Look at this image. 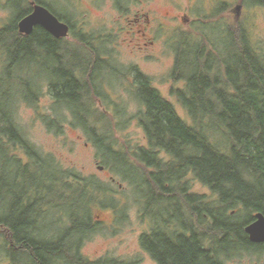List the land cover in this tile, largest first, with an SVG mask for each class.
Listing matches in <instances>:
<instances>
[{
    "label": "trees",
    "instance_id": "16d2710c",
    "mask_svg": "<svg viewBox=\"0 0 264 264\" xmlns=\"http://www.w3.org/2000/svg\"><path fill=\"white\" fill-rule=\"evenodd\" d=\"M11 1L10 21L0 28L5 61L0 73V231L8 234L4 232L8 239L3 247L11 260L22 251L27 264L83 263L79 242L96 229L93 208L118 204L96 177L64 169L53 157L42 155L16 123L17 98L33 102L39 94V86L31 88L27 70L43 58L53 61L46 69L56 110L69 112L72 126L101 152L104 167L127 176L135 191L147 192L133 198L143 204L142 216L151 220L140 242L157 264H222L221 255L257 248L245 228L257 212L264 213V56L249 35L227 30L231 43L222 36L209 39L213 50L183 36L174 80L184 81V86L173 87L171 94L190 122L149 76L136 71L134 92L141 106L135 119L146 143L126 152L117 145L119 125L108 116L113 113L97 106L105 97V66L97 64L107 63L99 38L75 36L95 62L66 68L72 53L65 48V38L54 37L40 25L22 34L18 22L32 11V1L46 5L73 30L69 19L46 0ZM185 45L188 51L196 50L194 62ZM14 83L26 87L29 96L18 95ZM47 122L61 133L59 117ZM191 176L213 196L193 192ZM239 207L244 211L238 212ZM6 209L8 214L3 213ZM53 210L58 224L66 222V232L49 238L37 227ZM243 214L247 217L240 222ZM75 235L77 242L67 243Z\"/></svg>",
    "mask_w": 264,
    "mask_h": 264
},
{
    "label": "rangeland",
    "instance_id": "374dc122",
    "mask_svg": "<svg viewBox=\"0 0 264 264\" xmlns=\"http://www.w3.org/2000/svg\"><path fill=\"white\" fill-rule=\"evenodd\" d=\"M46 1L60 16L68 18L73 26L70 36L64 39L65 48L72 53L67 55L66 68H86L93 61L75 36L82 34L87 39L99 38V49L107 63L97 64L98 68L105 66V81H101L105 97L97 100V106L113 113L108 116L111 119L115 117L113 123L119 125L117 145L126 152L134 151L137 146L146 143L144 131L135 119L141 106L134 92L136 71L149 76L153 85L172 100L181 116L190 122L187 111L171 94L173 87L184 86V81L177 84L174 80L178 47L183 36H189L194 42H204L208 49L213 50L215 46L211 41L221 36L226 37L229 33L227 30L239 29L249 35L251 43L264 56V3L256 0ZM241 4L242 8L234 11ZM11 9L8 0H0V28L9 23L14 11ZM140 11L150 16V21L145 26L134 22L136 13ZM165 14L169 16L166 17ZM180 15L189 18V23H186L187 20L183 21L182 17L176 18ZM140 29L146 32V37L139 33ZM226 38L231 43L232 38ZM184 48L185 52H190V61L194 62L196 50L188 51L187 45ZM4 65V56L0 51V73ZM50 65H53V61L43 58L36 65H31L30 71L27 70L31 88L39 86V94L35 100L31 95L33 102L20 96L17 98L15 121L42 155L53 157L64 169L74 170L83 176L96 177L110 189L111 196L118 201L115 208L102 205L93 208L96 229L79 242V255L83 260L81 264H157L140 242L141 235L151 229V220L142 216L143 204L133 198L147 192L135 191L127 176L116 172L112 166L104 167L101 152L95 145L87 142L81 129L72 126L69 112L66 109L56 110L55 100L48 87L47 78L51 73L46 67ZM14 86L18 95L23 93L29 96L26 87L17 83ZM7 100L5 98L6 105ZM56 117L62 120L61 133L49 127L47 122L48 119ZM115 120L117 121L114 122ZM130 159L134 160L132 156ZM3 163L0 153L1 168ZM102 166L104 168L100 169ZM191 180L193 192L207 197L213 196L208 187L194 181L192 176ZM54 211L41 219L37 227L49 238L54 234L59 237L66 232V222L58 224L56 221L59 216L57 218ZM239 211L244 210L239 207ZM7 212L8 209L3 213ZM246 217V214L240 216V222ZM4 232L5 236L8 235L5 230L0 231V264H27L22 251L15 254L12 262L3 247V241L8 239ZM77 238L76 235L71 236L67 243H76ZM256 263H264L263 249L237 250L232 254V259L227 261V264Z\"/></svg>",
    "mask_w": 264,
    "mask_h": 264
},
{
    "label": "water",
    "instance_id": "95a60500",
    "mask_svg": "<svg viewBox=\"0 0 264 264\" xmlns=\"http://www.w3.org/2000/svg\"><path fill=\"white\" fill-rule=\"evenodd\" d=\"M32 11L21 18L18 22L19 31L22 34H31L38 25L44 27L56 38H66L70 36V25L61 20L46 5L32 1ZM241 9V6H239ZM104 167H100L103 169ZM250 238L254 242L264 241V213L257 212L255 221L248 224L245 228Z\"/></svg>",
    "mask_w": 264,
    "mask_h": 264
},
{
    "label": "flooded vegetation",
    "instance_id": "af4514ba",
    "mask_svg": "<svg viewBox=\"0 0 264 264\" xmlns=\"http://www.w3.org/2000/svg\"><path fill=\"white\" fill-rule=\"evenodd\" d=\"M239 6H241V8H242V4L241 5H237V7L234 9V11L235 10H240V8H239ZM166 15V17H168L169 16V14H165ZM181 18L182 17V20L183 21H186L187 20V22L186 23H189V18H187L186 16H183V15H180V16H176V18L178 19V18ZM149 21H150V16H149V14H147V13H141V11L140 12H138V13H136V15H135V17H134V22L136 23V24H139L140 26H145V24H147V23H149ZM139 33L140 34H142L144 37H146V32L145 31H142L141 29L139 30ZM253 221H255V218H254V220ZM253 221H251L250 223H252ZM249 223V224H250ZM191 233V231H188L187 232V234H190ZM248 236H249V234H248ZM249 240H250V242L253 244V245H255V246H257V248H252L251 250H254V251H256V249H263L264 250V241H262V242H254V241H252L251 240V238H250V236H249ZM213 250H216V247H213ZM222 257V264H227V261H229V259H232V256H230V255H221ZM11 261V260H10ZM12 262H13V260H12ZM256 264H260V263H256ZM264 264V263H263Z\"/></svg>",
    "mask_w": 264,
    "mask_h": 264
}]
</instances>
